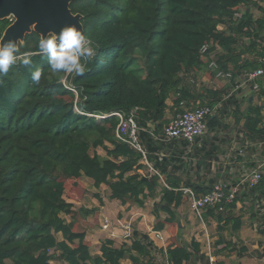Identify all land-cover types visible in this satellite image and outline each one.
Returning <instances> with one entry per match:
<instances>
[{"label": "trees", "instance_id": "obj_1", "mask_svg": "<svg viewBox=\"0 0 264 264\" xmlns=\"http://www.w3.org/2000/svg\"><path fill=\"white\" fill-rule=\"evenodd\" d=\"M253 6H258L254 0H75L70 11L82 16L83 32L95 49L81 76L53 72L39 52L40 37H25L18 46L20 60L0 76V264H212L195 240L182 244L174 238L159 248L137 230L119 247L103 239L99 255L92 254L79 222L95 210H74L63 198L65 184L81 178L97 190L106 186L108 198L121 206L143 208L159 190L161 197L151 211L156 232L174 225L178 209L189 207L185 189L199 197L218 183L225 195L238 186L231 204L206 206L201 219L216 223L219 253L249 254L225 233L239 232L246 214L251 223L262 219L264 228V168L252 187L241 183L242 176L209 189L180 185L167 173L172 160L166 153L178 142L182 147L188 142H164L162 132L177 115L207 106L213 112L206 119V131L229 130L225 117L230 115L242 135L240 149L262 148L260 159L247 165L256 168L262 161L264 104L249 102V97L225 99L227 92L201 81L212 61L231 74L226 80L233 85L259 67L264 58V14L253 19ZM9 24L2 21L1 31ZM25 53L32 61L28 66L21 63ZM245 54L250 57L242 59ZM37 69L42 71L38 85L31 79ZM257 92L261 99L264 91ZM242 103L247 107L242 109ZM114 112H134L144 156L116 138V117L95 118ZM94 196L101 204L99 194ZM259 232L264 234V229Z\"/></svg>", "mask_w": 264, "mask_h": 264}, {"label": "crops", "instance_id": "obj_2", "mask_svg": "<svg viewBox=\"0 0 264 264\" xmlns=\"http://www.w3.org/2000/svg\"><path fill=\"white\" fill-rule=\"evenodd\" d=\"M254 1L258 6L251 7L249 12L253 19H259L264 14V0ZM260 9L263 11H261ZM243 13L244 9H241L240 14ZM219 29L222 30V27H220ZM244 44H248L247 39L244 40ZM245 57L250 56H248V54L242 55V59H245ZM203 59L205 60V58ZM210 74L211 71L206 69L201 77V81L214 89L227 92V95L224 96L225 99L233 96L238 101H241L249 97V102L254 100V104H264V96L261 97V99H258L256 95L258 93L257 89L251 90V86L250 88L244 87L241 82V84L238 83L239 85H233V82L230 83V81L226 79H217L215 77L212 78ZM257 84L258 88H262V90L264 91V81L258 80ZM240 88H243L242 93H238L237 91ZM253 94H255L254 98ZM241 107L242 109L246 108V103H242ZM233 108V106L230 107V109ZM225 121L227 124H230L229 128L234 129V121L230 115L225 117ZM241 136L242 135L240 133H237L235 129L218 132L206 131L202 136L197 138L194 142L188 143L185 147H182L178 142L168 153H166L171 156L170 158L172 160L167 171L168 174L172 173V175L170 176L171 181H177V183H180V185H183L185 183L190 185L196 184L198 185V189H209L219 181H224L227 183L238 181L242 176V170L245 167L244 154L238 146L239 142L237 143L236 141L238 140V138H241ZM212 138H217L218 140H212ZM172 168H175L176 170L172 171ZM159 181L160 183H162V181L164 180L162 178ZM74 192L77 193L76 196H73ZM95 194H99L102 200L101 204H99L98 200L95 198ZM160 197L161 194L158 190L154 198H148L145 201V206L143 208L129 206L128 204L125 206H121L117 201L110 200L108 198V189L106 186H101L100 189L97 190L93 188L92 182L87 178L68 181L65 184V192L63 196L67 203L73 205L74 210H78L81 208L87 210H95L94 213L81 220L79 222V225H81L85 230V243L88 246L91 243V245L96 248V255H99V247L103 239L108 238L112 240L114 246L116 247H119L125 243H129V239H123L124 232L119 226V222L129 223L132 232L133 230H137L147 234L150 238V234L153 231V225L155 223V219L151 214L152 205L155 202H158ZM237 206L238 208L240 207L239 204ZM104 217L109 218L112 223V227L108 232L101 229V220ZM64 218L67 222L72 221L69 217L67 218V216H64ZM178 218L179 214L177 212V220L175 224H177ZM201 221L203 220L201 219ZM244 221L245 220L243 219V225ZM204 224L206 226L202 228V231H205L206 235L204 236V234H202L203 238H201V240L190 239L187 244H189L191 240L199 242L201 253L206 257L209 256L211 257V259H216L217 262H215L214 264H253L256 260H258L249 259L250 261L247 263L242 262V260L247 256L249 258H253L252 252H250L245 245L244 246L247 248L249 254L244 257H238L235 253L229 255H227L226 253H219V250L222 249V246L215 247V242L218 239L216 233V223L213 220L209 219L208 222H204ZM76 226L77 224L75 225V227ZM169 228L170 227H167L165 230L161 231L164 240L161 242H155L157 247H166V242L170 235L168 234ZM181 228L182 227L180 226L178 235H180ZM241 230L237 233L226 232L225 236L226 238L232 239V242L241 244L239 240H237L238 234L241 233ZM203 240H205L206 242V249L204 248V243L202 242ZM178 242L180 243V238H178ZM215 248L217 249L218 253L216 252ZM204 249L207 252L204 251ZM91 250L92 249L90 248V251ZM227 259L231 261H227ZM251 260L255 261L252 263Z\"/></svg>", "mask_w": 264, "mask_h": 264}, {"label": "built area", "instance_id": "obj_3", "mask_svg": "<svg viewBox=\"0 0 264 264\" xmlns=\"http://www.w3.org/2000/svg\"><path fill=\"white\" fill-rule=\"evenodd\" d=\"M206 47L203 48L202 53H205ZM209 71L215 72V78L217 79H229L231 74L225 73L218 69L215 62H210L208 64ZM258 80L264 81V58L259 60V67L253 71H247L244 77L243 86L250 87L254 90L258 89ZM213 112L210 107H196L191 110H187L182 114L177 115L175 118L170 120L169 124L164 127L162 132V140L164 142H169L172 140H182L188 143L194 142L197 138L206 132V119ZM109 117H116L118 119V124L115 131V136L118 140L128 144L137 152L144 156L143 149L138 142V131L139 128L134 119V112H131L129 116H125L123 113L114 112L112 114L95 116L97 119H107ZM147 167L150 172H154L151 166L146 162ZM264 168V157L262 161L256 166V168L250 172V174L244 175L242 177L241 183H248L250 187L257 184L262 170ZM156 173V172H154ZM224 187L221 183L216 184L209 194L204 196L196 197L190 190L185 189L184 192L190 198L189 208L191 212L201 219V213L206 206H215L222 202L226 204H231L235 196L238 193V186L232 188L228 195L224 193ZM119 226L124 232L123 239H128L131 236V228L129 223L119 222ZM112 227L111 220L107 217L101 220V229L103 231H110ZM112 236V235H111ZM150 239L155 246V242L163 241V236L161 232L152 231L150 234Z\"/></svg>", "mask_w": 264, "mask_h": 264}, {"label": "clouds", "instance_id": "obj_4", "mask_svg": "<svg viewBox=\"0 0 264 264\" xmlns=\"http://www.w3.org/2000/svg\"><path fill=\"white\" fill-rule=\"evenodd\" d=\"M18 39V37L6 38L0 41V76L7 75L20 60L16 42ZM38 49L46 57L53 72L75 73L78 76L84 74L87 62L95 56L91 40L78 24L65 25L59 32L49 30L46 34H42ZM31 62L30 55L25 53L21 63L28 66ZM41 76L40 69L33 71L32 82L38 85Z\"/></svg>", "mask_w": 264, "mask_h": 264}, {"label": "water", "instance_id": "obj_5", "mask_svg": "<svg viewBox=\"0 0 264 264\" xmlns=\"http://www.w3.org/2000/svg\"><path fill=\"white\" fill-rule=\"evenodd\" d=\"M75 0H0V23L9 21L10 24L1 31L0 41L6 38H19L17 45L31 33L42 34L49 30H59L69 24L82 25V16L73 15L70 4Z\"/></svg>", "mask_w": 264, "mask_h": 264}, {"label": "rangeland", "instance_id": "obj_6", "mask_svg": "<svg viewBox=\"0 0 264 264\" xmlns=\"http://www.w3.org/2000/svg\"><path fill=\"white\" fill-rule=\"evenodd\" d=\"M203 75V74H202ZM64 82V81H63ZM229 130H234L232 128H230ZM238 143V140H236ZM239 146V143H238ZM240 148V147H239ZM262 148H258L256 147V149L250 148V150L247 151V148H243L242 153L244 154V159H245V167L242 170V177L244 175L250 174L251 171H253L255 168H253V166H248L247 163L248 161L252 162L253 164H255L258 159H260L261 155H262ZM99 154L103 155L102 151H98ZM248 168V169H246ZM77 193H73V196H76ZM245 211V209H244ZM179 214V218L177 221V224H174L172 226H170L169 228V238L166 242V244H169V242H173L174 238H180V243H187L190 239H199L201 240V238H203L202 234H204V236L206 235V232L202 231V228L204 226H206L204 224L203 221H201V219H199L196 215H194L188 208V206L182 207V209L180 208L178 211ZM68 218V217H67ZM244 225L243 228L241 230V233L238 234V239L239 242L245 246H247V248L249 249L250 252H252V256L253 258H249L248 256L245 257V259L242 260L243 263H247L250 260L249 259H258V260H251V262L254 263L253 264H264V256L262 259H259L258 255L260 254H264V234H261L259 232V230H263V227L261 226V223L263 222L262 219H258L253 221L252 223L247 220V214L246 217L244 218ZM181 224V225H180ZM181 228V232L180 235L179 234V229ZM178 229V230H177ZM204 243V248L206 249V242L205 240L202 241ZM89 247L92 249V254L95 255L96 252V248L91 245V243L89 244ZM204 249V251H206ZM207 252V251H206ZM214 253V252H213ZM258 257V258H257ZM159 258V257H158ZM210 263L214 264L216 261V259L211 257H206ZM229 259H227L228 261ZM231 261V260H229ZM236 262V261H234ZM52 264H59L56 261L51 262ZM124 263L127 264V261H125ZM235 264V263H234Z\"/></svg>", "mask_w": 264, "mask_h": 264}]
</instances>
